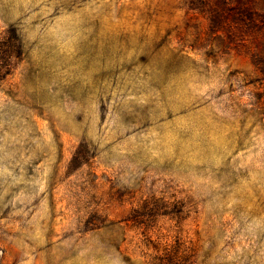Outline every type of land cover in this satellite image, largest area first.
<instances>
[{
    "label": "rangeland",
    "instance_id": "obj_1",
    "mask_svg": "<svg viewBox=\"0 0 264 264\" xmlns=\"http://www.w3.org/2000/svg\"><path fill=\"white\" fill-rule=\"evenodd\" d=\"M0 264H264V0H0Z\"/></svg>",
    "mask_w": 264,
    "mask_h": 264
}]
</instances>
